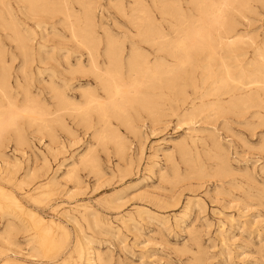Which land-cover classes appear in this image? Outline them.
<instances>
[{
  "label": "rangeland",
  "instance_id": "374dc122",
  "mask_svg": "<svg viewBox=\"0 0 264 264\" xmlns=\"http://www.w3.org/2000/svg\"><path fill=\"white\" fill-rule=\"evenodd\" d=\"M143 1H93L94 30L102 40L101 65L108 38L122 44L124 56L136 44L152 61L160 55L167 65L177 63L168 53L144 43L141 27L135 22L145 16L141 12L144 9L174 36L176 18L161 14L163 5L172 0ZM175 1L184 12L192 7L189 0ZM261 1L252 0L251 7L242 13L229 12L241 40L239 46L220 51L222 58L212 64L211 77L205 79L208 82L203 83L207 59L202 52L193 63L194 68L185 66L178 71L186 97L177 94L179 87H175L162 96L161 109L155 115L138 107L130 109L132 127L115 118L108 126L100 125L96 114L85 121L71 106L51 114L59 102L55 89L67 93L71 101L83 103L84 90L97 86L89 71L87 50L70 27L78 16L81 23L85 22L83 5L79 0H70L75 11L70 21L60 12H36V16L25 10L22 13L14 3L33 48L25 61L14 33L0 22V79L3 74L10 75L6 93L0 91V111L12 99L20 107L36 101L50 113L43 128L41 122L34 125L27 117H21V142L14 128L7 131L14 130L10 135L4 134L0 185L20 195L25 205L42 217L55 220L56 247L37 248L33 237L38 228L34 229L25 216L14 218L0 211V264H88L85 259L91 247L97 254L96 264H264V107L243 110L235 98L243 96V90L236 89V82L229 81L231 84L216 90L224 67L229 65L232 75L239 76L243 62L253 60L255 49L264 47V0ZM243 34L248 47L242 43ZM78 61L86 64L80 68ZM189 74L195 77L196 92L186 79ZM213 88L214 93L208 95L207 91ZM99 93L104 95L102 90ZM218 101L220 109L215 105ZM202 103L208 109L182 121L185 111ZM257 103L264 104L260 100ZM57 114H62L61 123L54 119ZM118 140L125 145L122 153ZM179 144L187 150L183 151ZM3 177L12 182H2ZM52 178L56 181L52 186L32 190L48 185ZM33 192L39 194L36 200L26 197ZM6 217L13 219L17 228L9 237L5 233ZM20 245L24 247L22 251H18Z\"/></svg>",
  "mask_w": 264,
  "mask_h": 264
},
{
  "label": "bare ground",
  "instance_id": "6f19581e",
  "mask_svg": "<svg viewBox=\"0 0 264 264\" xmlns=\"http://www.w3.org/2000/svg\"><path fill=\"white\" fill-rule=\"evenodd\" d=\"M93 1L94 0H79L81 5H83L82 6L83 7L82 14H83V19L85 21V22H82V23H84V25H83L80 21L79 16H78L79 19L76 18V19H78V21L76 19H74L75 22L70 20L71 18H73V13L75 12V11H73V9L71 7L72 5H71L70 0H0V22L6 28L12 30V32L14 33V36H15V40L17 42L16 44H18L19 48L21 49V51L24 55L23 59H25V61H27V59L30 58L29 55L31 54L29 52L33 47H32V44H30L31 38H29V35L24 33L25 30H24V28L21 27L22 23L19 22L20 19L18 20V18H17V11L19 10L22 13H24V10H25L26 12L28 11L32 14L34 13V15L36 12H43V11H44V13L49 12L51 14L52 13H59V12L62 13L66 17V19L72 21L71 26H70L71 30H72V34L76 38H79L78 41L81 43V45L83 44L82 46L85 47L87 50L86 54L89 56V59H88L89 71L94 74L96 81H97V83H96L97 86H95V87L93 86V88H91V86H90L84 90V93L82 96L85 98V101L83 103L71 101L70 98L67 96V93H65L63 90L55 89L54 90L55 91V97L58 99L59 102L57 103V105H58L57 109L54 112L51 111L52 112L51 114L53 115L57 112H61L63 109H66V108L68 109V107L71 106L73 111H75L76 114H78L77 116H81V118H83L85 121L89 120L91 118L92 114H96L98 116L97 122L100 125L102 124V125L108 126L112 123L111 122L112 118L113 119L115 118L117 120H120L122 123L128 125L129 127H132L133 121H131V120H133V118L132 119L130 118L132 113L130 115L128 114L130 112L129 111L130 109H132V108L134 109L135 107L137 109V107H138V108L143 109L144 111H146L147 113H149L151 115H155L161 109L160 108L161 107V101L164 99L163 97L167 94V90L168 89L173 90V88H175V87L176 88L179 87L178 91H175V92H178L177 94H180V95L182 94L184 97H186L184 95L185 89L183 90V88L180 87L181 86L180 83H182V82H180V80L182 79V77H180L181 74L179 75L178 71L181 68L183 69V67H185V66H189V69L191 66L195 67L196 64L194 65L193 63L197 60V56L199 54H201L202 52L206 53L205 56L207 59V64L203 67L204 72L205 73L207 72L205 74L203 83L208 82L207 81L208 79L207 80H205V79H206V77L207 78L211 77V73H212L211 66H212V64H214V62L217 61L218 58H219L218 61H220V59L222 58V56L219 55L220 51L224 50V52H225V50H231L234 46L238 45L237 43L240 42V40H241L240 35L237 32H235V30H237V29H235V27L232 25V22H231L232 19H231V21L229 19V15H228L229 12L232 10H236V11L242 13V12L248 10L251 7V1L252 0H189L187 3H189L192 6L191 8H187L189 10V12H184L181 5L179 3H177L175 0H172V2L170 4L163 5L161 14L162 15H168L169 14V15H172L173 18L174 17L176 18V21H174V23L175 22L176 23L174 24L172 22L173 25L176 27L175 28L173 26L174 31H177L174 36H170V31L168 33L167 31H165L162 28L161 23L158 22V20L154 17L155 16L154 14L153 15L151 13L149 14V12L146 13V11L142 8L143 10H141V12H143V14L145 16L141 17V19H139L140 21H135V22H138V26L141 27V29L139 31L140 36H141L142 40H144V43L147 42L148 44H152L151 46L157 47V50L159 52L164 51V53L165 52L168 53L170 56L174 57L177 60L176 64H175V62L173 64H171L172 62L171 63L169 62L170 65H167V63H164L163 62L164 58L161 57L160 55H157L155 57L154 61H152L149 58V55L147 53L143 52L141 47H139L136 44H132V46H130L131 48L129 50V53L124 56L125 48L122 46V44L121 45L118 44L117 42H115L111 38L107 39L106 45L104 47L105 50L103 49L105 60H104L103 65H101L99 62V57L101 55L99 52V45L102 43V40L99 36H97V34L94 30V16H96V15H94V12H95L94 7L95 6H94ZM141 1H143V0H141ZM14 3H16L18 5V10L15 8ZM117 3H119V2H117ZM134 4L137 5V3H134ZM152 4H154V2H152ZM129 6H130V4H129ZM145 6H148V5H145ZM136 9H140V8H136ZM149 9H150V7L148 8V11H149ZM146 10H147V8H146ZM132 11H133V9L131 10V12ZM138 11H137V13L135 12L136 15L140 14ZM78 12H80V11H78ZM116 14H117V12H116ZM53 15H56V14H53ZM74 15H75V13H74ZM133 15H135V14H133ZM141 16H143V15L141 14ZM137 17L139 18V16H137ZM175 18H174V20H175ZM162 19H163V17H162ZM38 23L41 24L40 21ZM240 34H242V33H240ZM245 36H246V34H245ZM241 38H242V36H241ZM32 40H34V39H32ZM242 40H243L242 43L244 42L243 45H245L247 40L245 42L244 34H243ZM32 43H33V41H32ZM248 45L246 44L247 47H248ZM0 54H1V52H0ZM245 55H246V52L243 51V57ZM254 56H255V58L253 60L246 62V63L243 62V71L241 72V74L239 76L232 75V73L229 70L230 67L228 68L227 66H229V65H227L226 67H224L225 70L221 71V72H223V77L218 78V81H216L218 83L221 82V85L218 87V89L216 88V90H220L222 88H225V86H226L225 84H227L229 81L236 82L237 84H239L236 89H238L240 91L243 90V93H241V95H243V96L242 97L239 96V97H235V98H237V101H239V103L241 105H243V110H247V109L249 110L250 108H253V107H257V108L258 107H260V108L264 107V104H261V103L258 104L257 103V100L264 102V47H257L255 49V55ZM80 61H78L79 65H77V64H75V65L80 66V68H82L83 65H85L86 63L82 65L80 63ZM26 63L28 64L29 62H26ZM223 64H225V63H223ZM2 65H4V64H2ZM0 66H1V63H0ZM23 66H24V64H23ZM187 71H188V69H187ZM190 72L192 73L193 71H190ZM8 75L3 74L1 79H0V91L3 93H6V90L9 86V84H8L9 79L7 77ZM90 75L92 76V74H90ZM186 79H188V81L191 82L190 84L193 85V87H194L193 89H195L194 92H196L198 85L195 81V77L193 76V74H189ZM184 80H185V78H184ZM94 81H95V79H94ZM236 83H234V85H236ZM177 85H179V86H177ZM100 90L103 91L104 95H101L99 93ZM213 90H215V89L213 88L212 90L207 91L208 95L214 93V92H212ZM168 91H170V90H168ZM12 96H10V97H12ZM205 97H206V95H205ZM5 98H7V97L5 96ZM15 102L12 101V99H11V101H9L6 106H3V110L0 111V146L1 147L3 146L2 142H3L4 134L11 128H14L17 131V135H16L17 140L20 142L23 140V135L21 134L20 130L18 129V121L21 117H27L29 119L28 121L29 122L32 121L33 124H34V122H41L40 124L43 125L48 120L47 116L50 112L48 113L40 105L36 104L35 103L36 101L31 100L30 103L26 102L22 107L18 106L16 104L17 102L16 103ZM218 104H219V101L217 103H215V105H217L216 108L220 109V106ZM233 106H234V104H233ZM0 107L2 108V105ZM206 107H207L206 103H202L199 106L194 105L191 109L185 111L182 114V117H183L182 121L187 120L190 117L191 118L195 117L198 113L204 111L205 109H208ZM51 117H53V116H51ZM61 118H62V114H57L54 119L59 120L58 122H60ZM49 119H50V117H49ZM55 120L52 119V121H55ZM30 124H31V122H30ZM40 124L38 125L39 127L42 126ZM43 127H45V125H43L41 128H43ZM50 127H52V126H50ZM12 131H14V130H12ZM11 132H9V133H11ZM101 132L103 133V130ZM112 132H114V131H112ZM114 134H117V133H114ZM114 134H113V136H114ZM103 136L106 137V133H104ZM121 139H122V137H121ZM101 141H102V139H101ZM182 144H179V147H181L182 150L184 151L186 148H184L185 146L183 147ZM117 145H118L119 152L122 153L125 151V145L121 140H118ZM184 153L186 154V151ZM0 155H2V154H0ZM123 155H124V153H123ZM3 156L4 155H2V157ZM84 159H85V157H84ZM87 161H89V160H87ZM188 163H189V160H188ZM1 180H2V182H5V183L6 182H8V183L12 182V179L9 177H3V178H1ZM54 182H56V181H54V179L52 178L47 183L48 185H46V186H42L43 184L38 185L36 188H34L32 190H34V191L38 190L39 191V189H42V188L44 189V187L47 188V187L52 186ZM9 189H7L3 185H0V211L7 213L9 216L11 215L14 218H21V216H25L26 218H28L29 221L31 222V225H33L34 229L38 228V230H39L37 232L36 236L33 237L35 240V241L33 240L35 242L34 245H36L37 248H39L41 250H49V248H52V247L55 248L56 247L55 246V236H54V224L56 223L55 220H53V219L47 220L46 218H44L40 214H38L36 211L27 207L25 205V203L22 201L21 197H19L20 195L18 196V194L16 192H13L12 189L11 190H9ZM43 194H44V192H43ZM36 195H39V194L36 192H33L31 194L26 195V197L31 199V200H36L37 199ZM44 196H49V193H45ZM81 207H83V206H81ZM86 207L87 206H85L84 208H86ZM88 208L89 207H87V209ZM1 215H2V213H1ZM7 218L8 217H6V219ZM6 226H7L8 231H6L5 233H7L8 237H9L10 234L12 233V230L16 228L15 227L16 223L13 221V219H7ZM2 232H3V230H2ZM15 232H18V231L16 230ZM15 232H13V234H15ZM33 235H35V233ZM18 236H19V234H18ZM15 237H17V236H15ZM3 238H5V237H3ZM8 239H7V241L12 240V238L10 240H8ZM61 239H62V237H61ZM5 241H6V239H5ZM29 241L31 242V240H29ZM6 242H4V243L6 244ZM11 243H13V242H11ZM7 246H6V248H7ZM14 246L19 247L16 244ZM20 246H22V247H21V249L18 248V251H22V249L24 248L23 245H20ZM15 250H17V249H15ZM22 253H24V252H22ZM87 253H88L87 259H85V260H87V263L88 264H96V262H97L96 255L97 254L92 249V247L89 249V251ZM14 254L16 255V253H14ZM19 254H21V253L19 252ZM38 255H39V253H37V256ZM27 257H28V255H27ZM84 258H85V256H84ZM5 264H8V263H5Z\"/></svg>",
  "mask_w": 264,
  "mask_h": 264
}]
</instances>
